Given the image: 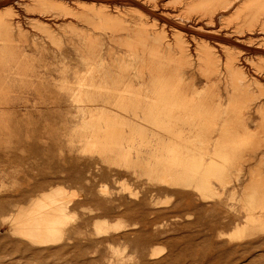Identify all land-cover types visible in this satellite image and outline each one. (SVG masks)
<instances>
[{
  "label": "rangeland",
  "instance_id": "374dc122",
  "mask_svg": "<svg viewBox=\"0 0 264 264\" xmlns=\"http://www.w3.org/2000/svg\"><path fill=\"white\" fill-rule=\"evenodd\" d=\"M35 1L0 0V15L2 14L0 16V120L8 119L9 134L11 135L4 137L0 134V174H2L0 175V219L1 216L13 212L20 205L26 204L33 196L45 190L52 181L54 184H63L69 191L76 192V196L72 201L75 218L67 223L66 228L67 230L74 227L78 228L81 235L76 238L78 243H75L74 246L64 243L62 246L67 247L66 250L63 247V249L57 248L46 252L27 251L23 255L21 249L7 240L0 230V247L2 248H0V264H64V262L65 264H73L72 262L75 260L74 264H236L237 262V264H263L264 228H257L256 224L249 223L250 235L241 239H233L230 232L236 224L247 225L249 218H258L256 212L264 211V207H260L264 206V204L261 205V202L258 205L257 202L252 204L255 199L251 195L249 186L250 184L255 188L258 187L256 191L261 187L264 188V65H261L264 64V53H261L264 52V49H262L264 48V29H262L264 27V0H227L228 3L224 0L223 2L227 5L230 3L229 8L224 11H219V5H216L215 2V4H212L201 0H159V5L158 0L155 2H152L154 0H147L144 5L148 9L149 4H156V15H149L150 17H145V11L138 5L119 1L114 3L118 5L117 9L128 11L124 18L114 19L115 25L111 23L112 26L109 25L111 28L107 25L112 21L106 20L104 17L101 18V20H104L101 24L99 23L101 21L100 17H93L95 14L55 16V14L62 13L61 9L57 10L55 7L53 9V7L50 8V6L45 5L47 9L45 12L44 6H41L42 1ZM56 1H66L70 3L69 5L73 9L76 7L71 4L74 3V0ZM164 1L168 4L167 8L162 5H167ZM185 3L187 4L184 5ZM33 5L39 7L37 10H43L45 13L42 14L43 18L37 14H31ZM204 5L208 6L209 12ZM171 6L173 7L171 8ZM212 6L215 9L217 8L218 11L214 10ZM8 8L10 9L9 13H5L6 10H9ZM183 8L186 10L184 11ZM109 9L111 12H114V9L116 10L114 6ZM210 9L214 14L213 16ZM2 10L3 13H1ZM189 10L194 11L190 12ZM133 11L137 14H134ZM163 13H166L168 17L164 16ZM199 13L202 14V17ZM139 14L141 16L143 14V16L140 17ZM169 14L171 16L174 14V16L171 17ZM185 14L186 16H183ZM196 14L199 15V18ZM26 15L28 18L42 19L46 24L37 23L35 20H27L25 19ZM207 16H210L211 19ZM51 17L55 18L52 19ZM95 18H98V21H95ZM155 18L157 21H155ZM207 19H210V21ZM150 22L153 24L151 25ZM173 22L174 25L182 27L183 30L186 29L183 31L185 32L184 35H182L184 45L187 46V50L184 52L172 46L168 48L163 41L156 40L155 33L151 32L154 28L158 31L162 27L167 36L166 40L171 42L172 35L168 28H170L169 25H173ZM207 22H210L208 26ZM198 26H200V29H198ZM201 29L204 31H201ZM211 29L215 32H211ZM191 30L193 31L191 32ZM230 32L235 35L232 33L229 35ZM188 33L190 37H188ZM243 33H245V36ZM204 34L206 37H204ZM195 38L204 43L205 48L208 49L207 51L210 50L209 52H211L213 58H211V61L207 56L205 57V52L195 50L193 40ZM248 43L251 45H248ZM238 44H243V47ZM262 45L263 47H261ZM224 48L226 49L224 50ZM241 48L244 50H241ZM238 50L240 52H237ZM244 56L247 57L244 58ZM230 57H234L233 60L232 58L230 60ZM260 57L261 59H259ZM213 60L215 63H211ZM227 60L228 62H226ZM231 61L238 64L237 72L231 69L232 67L229 64ZM250 61L253 65L249 63ZM259 66L261 67L258 69ZM240 67L242 71L239 69ZM91 68L92 70L96 69L93 70L92 75L95 83L103 85L101 78L108 77L106 78L108 80L106 86L109 90L105 91L106 89L103 90L100 86V93L102 94H97V91H94L92 97H94L95 102L72 101L70 95L71 91L76 89L77 78ZM251 69L256 73L254 74ZM164 76H170L172 82L178 85V96H175L177 102L185 103L190 100H198L197 102L202 104V107L197 110L204 113L207 120L211 116H215L219 121L221 120L220 122L217 121L216 125L210 124L201 127L204 133L203 144L200 148L203 149L204 154L211 155L215 144L223 147L229 145L224 139L225 129L233 131L237 135H246V138L230 143L233 151L231 156H227L228 162H223L224 168L216 171H206L205 175H208L213 191L211 194L200 192L193 183L188 186L177 185L176 188L170 189L164 186L165 189L159 187L162 183L154 181L152 177L163 168L170 165L174 167L175 163L169 162V158L174 159L176 156L167 151L171 148L169 142H184L187 140L184 137L192 130L190 125L185 122L169 126L162 125L153 109H150V105L156 101V92L153 88L156 86L157 80L162 79ZM86 79L88 81V78ZM193 89H199L198 97L193 93L194 91L192 92ZM89 92L87 93L89 94ZM100 103L102 104L101 107L104 108L97 107L100 106ZM109 109L111 110L109 111ZM114 110L115 112H113ZM82 112L84 115L86 113L85 116L100 117L102 121H105L94 122L93 124L94 126L103 127L95 130V133L99 136L98 141L102 145L91 149L92 151H99V148L100 151L105 152L101 156L96 153L80 151L82 149H80L81 146L78 143L83 141L81 136L86 133V131L79 128L82 124ZM124 116L126 117L124 118ZM130 118L132 119L130 120ZM137 123L138 125H135ZM15 126L19 128L18 132L15 131ZM105 127L107 128L105 129ZM117 130L118 132H116ZM72 131H74V134ZM10 132L17 137H13ZM120 132L124 133V138L113 139L110 137V135ZM171 133L182 135L184 133L185 136L183 135L182 138H180L181 136L171 137ZM145 135L147 136L145 137ZM140 136L143 142L140 140ZM217 136L218 139L216 140ZM6 141H11V144L9 143V147L3 150L5 146L3 144ZM38 141L40 142L38 143ZM26 144L30 148H26L28 147ZM37 145L38 148H36ZM50 146L52 150L49 149ZM37 149L40 151L39 153ZM109 149L113 152H109ZM142 149L146 152H143ZM18 154L25 158L18 157ZM47 157H49V161ZM58 157H60V162ZM75 157H77V161ZM43 158L44 160H42ZM65 158L70 160L69 163ZM203 158L205 163L210 161L207 155H203ZM92 159L94 160L90 161ZM100 159H109L110 161L104 163ZM96 160L98 163L95 162ZM23 161L26 165L28 163V167L23 165ZM149 162L150 166H148ZM61 163H63V166H61ZM74 164H76V167H74ZM29 165L32 168H29ZM67 166L70 168L64 169ZM92 166L93 168L97 166L98 170L97 168L93 169ZM58 168L61 170L59 171ZM146 168L148 169L146 170ZM51 173L52 176H50ZM67 174L68 177H66ZM213 174L215 176H211ZM104 185L106 193H103L101 189ZM26 190L29 192H26ZM135 190L136 192H134ZM173 191L175 194L180 193V195L176 197L175 194H172ZM122 195L127 196L126 199ZM179 196L181 199H179ZM260 196L264 198L263 195ZM142 197L144 200L141 199ZM262 197L260 198L262 199ZM260 198L259 200H261ZM125 208L128 209L125 210ZM96 217H105L110 222L119 221L122 227L118 231L111 232L108 237L97 240L90 234L92 232L90 223ZM108 243L111 244L113 249H110ZM82 246L84 247L82 248ZM123 247H125V250ZM158 248L162 249L160 256L154 259L151 258L152 252L150 251ZM219 250L220 252H218ZM16 251L17 253H15ZM18 251L22 253L20 252L19 255ZM48 253L54 254L53 257ZM30 255L31 257H29ZM46 255L47 257H45ZM245 255L247 256L245 257ZM152 260L154 262H150ZM90 261L91 263H89Z\"/></svg>",
  "mask_w": 264,
  "mask_h": 264
},
{
  "label": "bare ground",
  "instance_id": "6f19581e",
  "mask_svg": "<svg viewBox=\"0 0 264 264\" xmlns=\"http://www.w3.org/2000/svg\"><path fill=\"white\" fill-rule=\"evenodd\" d=\"M38 0H36L35 2H37ZM40 2H41V6H44V8H45V5H47L48 7L50 6V8L51 7H53V9H54V7H55V9H57V10H59V9H61V11H62V13L61 14H59V15H56L55 14V16H65V15H74V14H95L93 17H100V20H101V18L103 19V17L107 20V19H109V21H112V22H105V23H107L108 25H107V27H110L111 28V23L112 24H114L115 25V20H116V18H119V17H122V18H124V16L127 14V11H126V9L125 10H123V11H121V10H119V9H117V7H118V5L117 4H114L115 2L117 3V2H119V1H125L126 3H134V4H136V5H138L139 7H141L144 11H145V17L146 16H148V17H150L151 15H153V16H155L156 15V12H155V9H156V4L155 3H153V4H149V9L147 8V7H145V3L147 2V0H74L73 2L74 3H71V4H73V5H75L76 7H74V9L72 8V6H70L69 4L70 3H68V2H61V1H56V0H39ZM156 0H154V1H152V2H155ZM195 1V0H194ZM201 1H207V2H210V3H216V5H219L218 6V8H219V11H224V10H226L227 8H229V4L227 5L226 3H224L223 1L224 0H201ZM227 3H228V1L227 0H225ZM158 2H159V5H160V1L158 0ZM165 2V1H164ZM185 2V1H184ZM198 2V1H197ZM157 3V2H156ZM163 3V2H162ZM161 3V4H162ZM166 4H167V2H165ZM174 3H175V1H174ZM173 3V4H174ZM183 3V2H182ZM193 3V2H192ZM214 3V4H215ZM219 3V4H218ZM240 3H241V1H240ZM30 4V3H29ZM34 4H37V3H34ZM187 3H185L184 5H186ZM205 4V3H204ZM147 5V4H146ZM157 5H158V3H157ZM162 5H164V6H166V8H167V6H168V4L167 5H165V4H162ZM172 5V4H171ZM203 5V4H202ZM208 5H209V3H208ZM7 6V5H6ZM29 6V5H28ZM113 7L114 6V8H116V10L114 9V12H111L110 11V9L109 8H111V7ZM131 6V5H130ZM174 6V5H173ZM173 6H171V8L173 7ZM189 6H191V5H189ZM193 6V5H192ZM204 6H206V5H204ZM214 6V5H213ZM212 6V7H213ZM12 7V6H11ZM24 7V6H23ZM33 7V10H31L32 12H31V14H37L39 17H41V18H43V15L45 14L44 12H43V10H37L39 7L36 5V6H32ZM138 7V8H139ZM159 7V6H158ZM163 7V6H162ZM170 7V6H169ZM200 7H201V5H200ZM207 8H208V6H206ZM209 7H211V6H209ZM232 7H234V6H232ZM255 7V6H254ZM7 8V7H6ZM160 8V7H159ZM164 8V7H163ZM188 8V7H187ZM202 8V7H201ZM9 9V8H8ZM49 9V8H48ZM131 9V8H130ZM133 9H135V8H133ZM132 9V10H133ZM170 9V8H169ZM184 9V8H183ZM191 9V8H190ZM204 9V8H203ZM212 9V8H211ZM211 9H210V12H211ZM213 9L214 10H217V8L215 9L214 7H213ZM213 9H212V11H213ZM5 10V9H4ZM23 10V9H22ZM27 10V9H26ZM37 10V11H36ZM46 8H45V12H46ZM50 10V9H49ZM52 10V9H51ZM56 10V13L58 12ZM77 10H79L78 12H77ZM137 10V9H136ZM136 10H134V11H136ZM166 10V9H165ZM186 9H184V11H185ZM205 10H206V8H205ZM209 10V8L207 9V11ZM234 10H236L235 8H234ZM9 11H10V9L7 11H5V13L6 12H8L9 13ZM54 11V10H53ZM133 11V12H134ZM162 11V10H161ZM171 11V10H170ZM181 11H182V9H181ZM190 12L192 11H194V10H189ZM188 11V12H189ZM218 11V10H217ZM12 12H13V10H12ZM25 12V11H24ZM28 12H29V10H28ZM35 12H38V13H35ZM48 12V11H47ZM51 12V11H50ZM55 12V11H54ZM54 12H53V15H54ZM129 12H131V11H129ZM137 12V11H136ZM169 12V11H168ZM176 12H177V10H176ZM195 12H196V10H195ZM209 12V11H208ZM207 12V13H208ZM264 12V11H263ZM1 13H3V10H2V12ZM7 13V14H8ZM52 13V12H51ZM141 13V12H140ZM148 13V14H147ZM162 13V12H161ZM177 13H179V12H177ZM205 13V12H204ZM212 13V12H211ZM213 13H214V11H213ZM212 13V16L215 14H213ZM220 13V12H219ZM27 15H28V13H26ZM43 14V15H42ZM129 14V13H128ZM132 14V13H131ZM134 14H137V13H135L134 12ZM159 14V13H158ZM164 14V13H163ZM182 14V13H181ZM188 14V13H187ZM192 14V13H191ZM201 13H199V15H200ZM263 14V13H262ZM2 15V14H1ZM0 15V16H1ZM5 15V14H4ZM27 15H26V18L25 19H27V20H35L37 23H42V24H46V22L45 21H43L42 19V21L39 19V18H32V17H27ZM92 15H90V16H92ZM140 15V17H142L143 16V14H142V16H141V14H139ZM138 15V16H139ZM150 15V16H149ZM161 15V14H160ZM166 15V13L164 14V16ZM170 15V14H169ZM197 15V14H196ZM199 15H197V17L199 18ZM205 15H207V14H205ZM210 15V14H209ZM10 16V15H9ZM23 16V15H22ZM167 16V15H166ZM171 16V15H170ZM169 16V17H170ZM172 16H174V14H172ZM171 16V17H172ZM179 16H180V14H179ZM183 16H186V14L185 15H183ZM201 17H202V14L200 15ZM211 16V15H210ZM210 16H207V17H209L210 18ZM211 16V17H212ZM220 16V15H219ZM86 17V16H85ZM92 17V18H93ZM157 17V16H156ZM161 17H163V16H161ZM168 17V16H167ZM166 17V18H167ZM176 18H177V15L175 16ZM196 17V16H195ZM52 18V17H51ZM55 18V17H54ZM54 18H52V19H54ZM90 18V17H89ZM98 18H95V21L98 19ZM165 18V19H166ZM182 18H184V17H182ZM188 18V17H187ZM190 18V17H189ZM204 19H205V17H203ZM115 19V20H114ZM151 19V18H150ZM154 19V18H153ZM156 19V18H155ZM211 19V18H210ZM210 19H207L208 21H210ZM218 19H220V18H218ZM47 20V19H46ZM51 20V19H50ZM99 20V21H100ZM114 20V21H113ZM120 20V19H119ZM152 20V19H151ZM164 20V19H163ZM175 20V19H174ZM177 20V19H176ZM180 20H182V19H180ZM184 20H185V18H184ZM199 20V19H198ZM201 20H202V18H201ZM206 20V19H205ZM1 21V20H0ZM19 21V20H18ZM98 21V20H97ZM104 22V20H101L99 23H101V24H103V22ZM121 21V20H120ZM154 21V20H153ZM155 21H157V19L155 20ZM166 21V20H165ZM186 21V20H185ZM192 21V20H191ZM195 21V20H194ZM197 21V20H196ZM212 21V20H211ZM171 22V21H170ZM200 22V21H199ZM203 22H204V20H203ZM96 23V22H95ZM98 23V22H97ZM96 23V24H97ZM117 23V22H116ZM156 23V22H155ZM181 24H183L182 22H180ZM186 23V22H185ZM194 23H196V22H194ZM197 23H198V21H197ZM210 22H207V26H208V24H209ZM54 24V23H53ZM118 24V23H117ZM150 24H151V22H150ZM153 24V23H152ZM151 24V25H152ZM164 24V23H163ZM162 24V25H163ZM166 24V23H165ZM188 24V23H187ZM190 24V23H189ZM109 25H111V26H109ZM149 25V24H148ZM161 25V24H160ZM200 25H201V23H200ZM205 25H206V23H205ZM247 25V24H246ZM257 25V24H256ZM56 26V25H55ZM98 26V25H97ZM119 26V25H118ZM145 26V25H144ZM150 26V25H149ZM156 26V25H155ZM165 26V25H164ZM163 26V27H164ZM170 26V28H168L169 30H170V33H171V35H172V41L171 42H168L166 39H167V36H166V34H165V31H164V29L161 27L158 31H156V29L154 28V30L152 29L151 30V32L152 33H155V39L157 40V39H160V41L162 42H164L167 46H168V48H170V46H172V47H175V48H178L179 50H183V52L185 51V50H187V46L185 47V45H184V37H182V35H184V33L185 32H183V31H185V30H183V28L182 27H179V26H177L176 24L174 25V22H173V25H169ZM168 26V27H169ZM184 26V25H183ZM210 26V25H209ZM254 26V25H253ZM259 26V25H258ZM261 26V25H260ZM259 26V27H260ZM264 26V25H263ZM18 27V26H17ZM93 27V26H92ZM115 27V26H114ZM188 27H190V25H188ZM192 27V26H191ZM195 27H196V25H195ZM202 27V26H201ZM206 27V26H205ZM258 27V28H259ZM262 27V26H261ZM151 28H153V27H151ZM150 28V29H151ZM187 28V27H186ZM167 29V30H168ZM195 29V28H194ZM198 29H200V26H198ZM206 29V28H205ZM238 29H240V28H238ZM262 29H264V27L262 28ZM148 30V29H147ZM208 30V29H207ZM212 30V29H211ZM150 31V30H149ZM193 30H191V32H192ZM198 31V30H197ZM201 31H204V30H202L201 29ZM200 31V32H201ZM206 31V30H205ZM210 31V30H209ZM236 32H237V30H235ZM234 31V32H235ZM260 31V30H259ZM263 31V30H262ZM113 32H114V28H113ZM190 32V33H191ZM211 32H215L214 30H212ZM218 32V31H217ZM220 32V31H219ZM235 32V33H236ZM240 32H242V31H240ZM243 32H245L244 30H243ZM234 34L233 32H230V33H228L229 35L230 34ZM237 33H239V32H237ZM236 33V34H237ZM248 33V32H247ZM252 33V32H251ZM189 34V33H188ZM217 34V33H216ZM226 34V33H225ZM242 34V33H241ZM245 33H243V35H244ZM153 35V34H152ZM186 35V34H185ZM193 35H194V33H193ZM198 35V34H197ZM196 35V36H197ZM201 36H202V34H200ZM218 35V34H217ZM227 35V34H226ZM226 35H224V36H226ZM228 35V36H229ZM235 35V34H234ZM238 35V34H237ZM150 36V35H149ZM192 36V35H191ZM212 36V35H211ZM220 36V35H219ZM245 36V35H244ZM188 37H190V34H189V36ZM200 37V36H199ZM204 37H206L205 36V34H204ZM210 37V36H209ZM212 37H214V36H212ZM212 37H211V39H212ZM216 37V36H215ZM237 37V36H236ZM187 38V37H186ZM197 38V37H196ZM196 38L195 39H193L194 40V42H195V50L196 51H202V52H205V57L207 56V58L208 59H210V61H211V58H212V55H211V52H209V51H207L208 49L207 48H205L206 46L204 45V43L203 42H201L200 40H196ZM200 38H202V37H200ZM220 38V37H219ZM218 38V39H219ZM224 38V37H223ZM242 38V37H241ZM188 39V38H187ZM225 39V38H224ZM228 39V38H227ZM239 39V38H238ZM243 39V38H242ZM246 39V38H245ZM260 39V38H259ZM152 40V39H151ZM186 40V39H185ZM189 40V39H188ZM232 40V39H231ZM244 40V39H243ZM242 40V41H243ZM207 41H208V39H207ZM263 41V40H262ZM153 42V41H152ZM155 42V41H154ZM159 42V41H158ZM205 42V41H204ZM210 42H212V41H210ZM224 42V41H223ZM264 42V41H263ZM237 43V42H236ZM241 43V42H240ZM133 44V43H132ZM141 44V43H140ZM161 44V43H160ZM185 44H186V42H185ZM191 44V43H190ZM194 44V43H193ZM228 44V43H227ZM246 44V43H245ZM250 43H248V45H249ZM126 45V44H125ZM162 45V44H161ZM187 45V44H186ZM240 47L243 45H241V44H238ZM251 45V44H250ZM165 46V45H164ZM208 46V45H207ZM211 46V45H210ZM237 46V45H236ZM235 46V47H236ZM246 46V45H245ZM244 46V47H245ZM257 46V45H256ZM129 47V46H128ZM162 47V46H161ZM171 47V48H172ZM221 47H222V45H221ZM225 47V46H224ZM238 47V46H237ZM243 47V46H242ZM247 47V46H246ZM245 47V48H246ZM259 47V46H258ZM261 47H263V45L261 46ZM148 48V47H147ZM157 48V47H156ZM163 48V47H162ZM165 48H167V47H165ZM208 48H210V47H208ZM229 48H231V47H229ZM247 48H249V47H247ZM139 49V48H138ZM158 49V48H157ZM210 49H213V48H210ZM226 48H224V50H225ZM240 49V48H239ZM243 48H241V50H242ZM251 49V48H250ZM253 49V48H252ZM262 49H264V48H262ZM168 50V49H167ZM222 50V49H221ZM244 50V49H243ZM247 50H249V49H247ZM256 50V49H255ZM138 51V50H137ZM230 51V50H229ZM259 51V50H258ZM257 51V52H258ZM135 52V51H134ZM214 52V51H213ZM212 52V53H213ZM224 52V51H223ZM227 52V51H226ZM235 52V51H234ZM237 52H240L239 50L237 51ZM260 52V51H259ZM132 53V52H131ZM182 53V52H181ZM195 53H197V52H195ZM228 53V52H227ZM231 53H232V51H231ZM253 53V52H252ZM261 53H264V52H261ZM135 54V53H134ZM161 54V53H160ZM226 54V53H225ZM230 54V53H229ZM235 54H236V52H235ZM240 55L242 54V52L241 53H239ZM249 54V53H248ZM256 54V53H255ZM136 55V54H135ZM198 55V54H197ZM201 55V54H200ZM236 55H238V54H236ZM236 55H235V57H236ZM246 55V54H245ZM151 56V55H150ZM217 56V55H216ZM230 56H231V54H230ZM233 56H234V53H233ZM248 56V55H247ZM247 56H244V58H246ZM141 57V56H140ZM202 57V56H201ZM228 57V56H227ZM239 57V56H238ZM238 57H237V59H238ZM243 57V56H242ZM241 57V58H242ZM262 57V56H261ZM261 57L259 58V59H261ZM231 58L232 57H230V60H231ZM234 58V57H233ZM233 58H232V60H233ZM263 58V57H262ZM133 59V58H132ZM158 59V58H157ZM202 59H203V57H202ZM205 59V58H204ZM213 59V58H212ZM225 59V58H224ZM257 59V58H256ZM226 60V59H225ZM248 60V59H247ZM246 60V61H247ZM203 61H205V60H203ZM216 61V60H215ZM219 61V60H218ZM241 61V60H240ZM243 61V60H242ZM244 61H245V59H244ZM225 62V61H224ZM226 62H228V60L226 61ZM225 62V63H226ZM248 62V61H247ZM84 63H85V60H84ZM210 63V62H209ZM211 63H215L214 62V60H213V62H211ZM210 63V64H211ZM237 63V62H236ZM241 63V62H240ZM245 63V62H244ZM250 64H252V62L250 61L249 62ZM224 64V63H223ZM229 64H230V66L232 67H230L231 69H233V70H236V72L238 71V64H235V62H229ZM228 64V65H229ZM246 64V63H245ZM86 65V64H85ZM227 65V66H228ZM249 65V64H248ZM253 65V64H252ZM261 65H264V64H261ZM86 66H88V65H86ZM227 66H225V67H227ZM243 66V65H242ZM251 66V65H250ZM261 66H259L258 67V69L260 68ZM248 68H249V66H248ZM255 68V67H254ZM101 69V68H100ZM226 69V68H225ZM240 70H241V67L239 68ZM243 69V68H242ZM93 70H96L95 68L93 69ZM93 70H92V68L91 69H87L85 72H83L82 74H81V76L80 77H78L77 78V85H76V89L75 90H73V91H71L72 93H71V95H70V98H71V100L72 101H74V102H83L84 100V102H86V101H88V102H95V99H94V97H92V94L94 93V91H97V94H102V93H100V91H101V89H100V86H101V88L103 89V90H105V91H108L109 90V88H108V86H106L107 84H108V80L106 79V78H108V77H106V78H104V77H102V76H100V77H102L101 78V83H103V85H100V84H97V83H95V81H94V79H93ZM227 70V69H226ZM230 70V69H229ZM232 70V71H233ZM239 70V71H240ZM252 70V69H251ZM242 71V70H241ZM253 71V70H252ZM257 71V70H256ZM218 72V71H217ZM227 72V71H226ZM235 72V73H236ZM254 72V74L256 73L255 71H253ZM258 72V71H257ZM81 73V72H80ZM80 73H79V75H80ZM99 73H100V71H99ZM102 73V72H101ZM262 73V72H261ZM239 74H240V72H239ZM238 74V75H239ZM250 74V73H249ZM102 75V74H101ZM226 75V74H225ZM263 75V74H262ZM218 76V75H217ZM224 76V75H223ZM241 76V75H240ZM257 76H258V74H257ZM264 76V75H263ZM179 77V76H178ZM260 77V76H259ZM76 78V77H75ZM86 78H88V81H87V79ZM241 78V77H240ZM245 78H247L246 76H245ZM255 79V78H254ZM111 80V79H110ZM229 80V79H228ZM138 81V80H137ZM136 81V82H137ZM177 81V80H176ZM232 81V80H231ZM250 81H252V80H250ZM254 81V80H253ZM261 81V80H260ZM263 81V80H262ZM247 82H248V80H247ZM150 83V82H149ZM236 83V82H235ZM66 87V86H65ZM177 88H178V85L177 84H174L173 82H172V80H171V77L170 76H164L162 79H159V80H157V84H156V86L153 88L154 89V91L156 92V101H154V103H152L151 105H150V109L152 110L153 109V111H154V113H155V115L156 116H158V119H159V121H160V123L162 124V125H167V126H169V125H175V124H178V123H183V122H185V123H188L189 125H190V128L192 129L186 136L184 135V133H183V135L185 136L184 138H186L187 140H185L184 142H180V143H175V142H169V146H171V148L170 149H168L167 151L168 152H170V153H173L176 157L174 158V159H172V158H169V162H174L175 163V165H174V167H172L171 165L170 166H168V167H166V168H163V169H159L160 171H159V173L158 174H154V176H152L153 177V179H154V181H156V182H158V183H162V185L161 186H159V187H167V189L169 188H176V186L177 185H183V186H188V185H190L191 183H193V184H195L194 186L200 191V192H202V193H205V194H211V193H213V191L211 190V185H210V182H209V180H208V178L209 177H207L208 175H205V173H206V171L207 172H209V171H216V170H219V169H221V168H224V165H222L223 164V162H228V158H227V156H231V153H232V151H233V148H232V146H231V142H234V141H236V140H240V139H244V138H246V135H243V136H241V135H237L235 132H231L230 130H226L225 129V132H224V134H225V136H224V139H225V142H228L229 143V147L228 146H219V145H216L215 144V148H214V151H213V153L210 155V154H208V153H205L204 154V152L202 151L203 149H201L200 147H201V145L203 144V141H202V138H203V131L201 130V127H205V126H209L210 124H212V125H216V123H217V121H219V119H217L215 116H211L208 120L206 119L207 117L204 115V113H200L197 109H199L200 107H202V104H200L199 102H197V101H195V100H190V101H188V102H177L176 101V95L178 94V90H177ZM69 90V89H68ZM90 91V92H89ZM194 91V92H193ZM70 92V91H69ZM87 92H89V94L87 93ZM147 92V91H146ZM192 92L196 95V97H198L199 95V89H193L192 90ZM202 93V92H201ZM10 95V94H9ZM96 95V94H95ZM136 96V95H135ZM178 96V95H177ZM14 97V96H13ZM60 97V96H59ZM106 97V96H105ZM193 97V96H192ZM141 98V97H140ZM194 98V97H193ZM16 99V98H15ZM179 99V98H178ZM108 101V100H107ZM13 102V101H12ZM52 102V101H51ZM50 102V103H51ZM73 102V103H74ZM120 102V101H119ZM102 103V102H101ZM100 103V106H97V107H100V109L101 108H104V107H101V104ZM92 104V103H91ZM91 104H89V105H91ZM105 104H106V102L104 103V106H105ZM111 104V103H110ZM85 105H88V104H85ZM97 105V104H96ZM130 105H132V104H130ZM52 106V105H51ZM70 106V105H69ZM76 106H78V105H76ZM134 106V105H133ZM4 107V106H3ZM53 107V106H52ZM72 107V106H71ZM82 107H83V105H82ZM85 107V106H84ZM92 107H94V106H92ZM91 107V108H92ZM216 107V106H215ZM1 108H2V106H1ZM78 108V107H77ZM109 108V107H108ZM108 108H106V109H108ZM88 109H89V106H88ZM132 109V108H131ZM71 110H72V108H71ZM111 109H109V111H110ZM69 111V110H68ZM88 111V110H87ZM117 111V110H116ZM84 112V111H83ZM83 112H82V114H83ZM95 112V111H94ZM113 112H115V110L113 111ZM134 112V111H133ZM98 113V112H97ZM106 113V112H105ZM118 113V112H117ZM122 113V112H121ZM73 114V113H72ZM107 114V113H106ZM67 115H68V113H67ZM85 115H86V113H85ZM84 114H83V116H82V118H81V116H80V118H81V122H82V124H81V126L79 127V128H81L83 131H86V133H84V134H82V136H81V138L83 139V141H81V142H79L78 143V145L79 146H81V148L80 149H82V150H80L81 152H90V153H96L98 156H101V155H103V153H105V152H103V151H100V149L98 148V150L99 151H92L91 149L93 148V147H97V146H100V145H102V143L101 142H99L98 141V138H99V136L95 133V130H99V129H102L103 127L102 126H94L93 124H94V122H98V123H100V122H105L104 120L102 121V118H100V117H98V118H92V116H90V115H88V116H85ZM124 115H126V114H124ZM150 115V114H149ZM25 116V115H24ZM120 116H122V114H120ZM68 117V116H67ZM66 117V118H67ZM126 116H124V118H125ZM130 117V116H129ZM140 117V116H139ZM132 118H130V120H131ZM70 120V119H69ZM106 120V119H105ZM117 121V120H116ZM127 121V120H126ZM136 121H138V120H136ZM221 121V120H220ZM219 121V122H220ZM133 122V121H132ZM78 123V122H77ZM125 123H127V122H125ZM157 123V122H156ZM8 119H5V120H0V134H1V136H7V135H10L9 134V128H8ZM73 124V123H72ZM115 124V123H114ZM118 124V123H117ZM128 124H129V122H128ZM135 125H138V123L137 124H135ZM219 125V124H218ZM114 126V125H113ZM115 126H116V124H115ZM124 126V125H123ZM140 126V125H139ZM177 126V125H176ZM72 127V126H71ZM76 127V126H75ZM102 127V128H101ZM122 127V126H121ZM142 127H144L143 125H142ZM178 127V126H177ZM7 128H8V130H7ZM15 128V131L16 132H18V127L17 126H15L14 127ZM66 128V127H65ZM107 127H105V129H106ZM124 128V127H123ZM127 128H129V127H127ZM134 128V127H133ZM152 128V127H151ZM6 129V130H5ZM73 129V128H72ZM115 129V128H114ZM147 129V128H146ZM149 129V128H148ZM180 129H182V128H180ZM74 130V129H73ZM125 130V129H124ZM131 130V129H130ZM176 130V129H175ZM184 130H185V128H184ZM63 131H64V129H63ZM121 131V130H120ZM152 131H153V129H152ZM73 132V134H74V131H72ZM101 132V131H100ZM116 132H118V130L116 131ZM145 132V131H144ZM148 132V131H147ZM10 133H12V132H10ZM70 133V132H69ZM103 133H104V131H103ZM111 133H112V131H111ZM13 134V133H12ZM61 134H62V132H61ZM68 134V133H67ZM77 134V133H76ZM100 134V133H99ZM144 134V133H143ZM51 135V134H50ZM70 135V134H69ZM107 135H109V134H107ZM149 135V134H148ZM162 135V134H161ZM183 135L182 134H174V133H171V137L172 136H174V137H178V136H181L180 138H182L183 137ZM11 136V135H10ZM13 137H17L15 134H13L12 135ZM76 136V135H75ZM131 136H132V134H131ZM147 135H145V137H146ZM32 137V136H31ZM52 137H53V135H52ZM74 137V136H73ZM77 137V136H76ZM110 137L111 138H113V139H122V138H124L125 137V135H124V133L123 132H120V133H115V134H112V135H110ZM143 137V136H142ZM55 138H57V137H55ZM128 138V137H127ZM162 138H163V136H162ZM165 138V137H164ZM169 138V137H168ZM179 138V139H180ZM81 139V140H82ZM103 139H104V137H103ZM132 139H133V137H132ZM134 139H135V137H134ZM150 139V138H149ZM156 139V138H155ZM218 139V136L216 137V140ZM71 140H72V137H71ZM137 140V139H136ZM140 140H141V136H140ZM145 140V139H144ZM50 141H51V139H50ZM52 141H54V140H52ZM56 141H57V139H56ZM61 141V140H60ZM142 141V140H141ZM149 141V140H148ZM174 141V140H173ZM40 141H38V143H39ZM130 142V141H129ZM143 142V141H142ZM150 142V141H149ZM178 142V141H177ZM9 143L11 144V141L9 142V141H6L4 144H3V146H4V148H3V150H6L7 149V147H9ZM30 143V142H29ZM38 143H35V144H38ZM48 144H50V143H48ZM127 144V143H126ZM129 144H133V143H129ZM28 147H26V148H30L29 147V145L28 144H26ZM26 145H24V146H26ZM39 145V144H38ZM37 145V147L36 148H38L39 146ZM51 146H52V144H50ZM67 145V144H66ZM121 145V144H120ZM135 145V144H134ZM134 145H132V146H134ZM136 145H138V144H136ZM35 146V145H34ZM51 146H50V148L49 149H51L52 150V148H51ZM71 146H72V144H71ZM32 147V146H31ZM52 147H55V146H52ZM60 147V146H59ZM138 147V146H137ZM145 147V146H144ZM34 148V147H33ZM152 148V147H151ZM169 148V147H168ZM35 149V148H34ZM59 149V148H58ZM57 149V150H58ZM65 149V148H64ZM64 149H61V150H64ZM139 149V151L141 150L140 149V147L138 148ZM41 150H43V149H41ZM46 151H47V148L45 149ZM61 150H59V151H61ZM143 150V149H142ZM213 150V149H212ZM35 151V150H34ZM37 151H38V153L40 152L38 149H37ZM68 151V150H67ZM135 151H137V150H135ZM12 153H13V151H11ZM49 152H51V151H49ZM48 152V153H49ZM109 152H113L111 149H109ZM143 152H146V151H144L143 150ZM151 152V151H150ZM36 153V152H35ZM61 153H63V152H61ZM133 153V152H132ZM11 154V153H10ZM15 154V153H14ZM37 154V153H36ZM64 154V153H63ZM62 154V155H63ZM68 154V153H67ZM142 154V153H141ZM13 155V154H12ZM19 155V154H18ZM32 155V154H31ZM41 155V154H40ZM48 155V154H47ZM53 155V154H52ZM143 155V154H142ZM164 155H166V154H164ZM203 155H207L208 157H209V162H206L205 163V161H204V158H203ZM34 156V155H33ZM37 156H39V155H37ZM45 156H46V154H45ZM66 156V155H65ZM4 157V156H3ZM18 157H21L20 155L18 156ZM61 157V156H60ZM60 157H58V161H59V158ZM68 158L70 157V156H67ZM77 157H79V156H77ZM77 157H75V160L77 161ZM112 157V156H111ZM14 158H15V156H14ZM21 158H25L24 156L23 157H21ZM41 158V157H40ZM48 158L49 157H47V160H48ZM52 158V157H51ZM50 158V159H51ZM71 158H72V156H71ZM16 159H17V157H16ZM46 159V158H45ZM65 159H67V158H65ZM79 159V158H78ZM137 159H138V157H137ZM139 159H141V158H139ZM14 160V159H13ZM23 160V159H22ZM25 160V159H24ZM42 160H44V158L42 159ZM46 160V161H47ZM57 160V159H56ZM56 160H53V161H56ZM63 160V159H62ZM68 160V159H67ZM73 160V159H72ZM75 160H73V161H75ZM94 159H92V160H90V161H93ZM101 160V162H104V163H108L110 160L109 159H100ZM123 160V159H122ZM49 161V160H48ZM61 161V160H60ZM59 161V162H60ZM65 161V160H64ZM69 161L70 160H68V163H69ZM90 161H89V163H90ZM124 161H125V159H124ZM143 161V160H142ZM150 161V160H149ZM11 162V161H10ZM14 162V161H13ZM18 162H20L19 160H18ZM25 161H23V165H26L25 163H24ZM57 162V161H56ZM59 162H57V164H60ZM95 162H97L98 163V161L96 160ZM94 162V163H95ZM29 163H30V161H29ZM35 163H36V161H35ZM35 163H34V165H35ZM46 163H48V162H46ZM79 163V162H78ZM97 163H96V165H97ZM119 163V162H118ZM143 163H144V161H143ZM17 164V163H16ZM20 164H21V162H20ZM19 164V165H20ZM31 164V163H30ZM37 164H38V162H37ZM49 164H51L50 162H49ZM49 164H47V165H49ZM63 163H61V166H63L62 165ZM64 164H66V163H64ZM71 164H72V162H71ZM142 164V163H141ZM163 164V163H162ZM165 164V163H164ZM27 165H28V163H27ZM26 165V166H27ZM33 165V166H34ZM40 165V164H39ZM38 165V166H39ZM45 165V164H44ZM44 165H42V166H44ZM46 165V166H47ZM76 164H74V167H76L75 166ZM90 165V164H89ZM88 165V166H89ZM92 165H93V162H92ZM99 165V164H98ZM51 166V165H50ZM55 167H56V164L54 165ZM60 166V165H59ZM58 166V167H59ZM71 166V165H70ZM78 166V165H77ZM101 166V165H100ZM105 166V165H104ZM138 166V165H137ZM148 166H150V162H149V164H148ZM19 167H22V166H19ZM28 167V166H27ZM36 167V166H35ZM52 167V166H51ZM87 167V166H86ZM154 167V166H153ZM152 167V168H153ZM159 167V166H158ZM10 168V167H9ZM29 168H32L30 165H29ZM29 168H27V169H29ZM37 168H39V167H37ZM40 168H41V165H40ZM45 168V167H44ZM44 168H42V169H44ZM48 168H49V166H48ZM48 168H46V169H48ZM67 168H70L69 166H67L66 168H64V169H67ZM92 168H93V166H92ZM95 168H97V170H98V167L96 166H94V168L93 169H95ZM105 168V167H104ZM104 168H102V169H104ZM11 169V168H10ZM13 169V168H12ZM16 169V168H15ZM22 169V168H21ZM45 169V170H46ZM57 169V168H56ZM59 169V168H58ZM91 169V168H90ZM111 169V168H110ZM148 168H146V170H147ZM6 170V169H5ZM32 170V169H31ZM49 170V169H48ZM61 169H59V171H60ZM63 170V169H62ZM70 170V169H69ZM77 170V169H76ZM75 170V171H76ZM92 170V169H91ZM121 170V169H120ZM119 170V171H120ZM26 171V170H25ZM43 171V170H42ZM54 171H55V169H54ZM74 171V172H75ZM80 171V170H79ZM118 171V172H119ZM29 172V171H28ZM39 172V171H38ZM48 172V171H47ZM47 172H45V173H47ZM64 172H65V170H64ZM5 173V172H4ZM44 173V172H43ZM55 173V172H54ZM70 173V172H69ZM73 173V172H72ZM85 173V172H84ZM99 173H100V171H99ZM98 173V174H99ZM102 173V172H101ZM123 173V172H122ZM222 173V172H221ZM11 174V173H10ZM41 174V173H40ZM80 174V173H79ZM95 174V173H94ZM97 174V175H98ZM152 174V173H151ZM220 174V173H219ZM0 175H2V174H0ZM43 175V174H42ZM46 175V174H45ZM72 175V174H71ZM87 175V174H86ZM30 176H33V175H30ZM50 176H52V173H51V175ZM54 176H57V175H54ZM92 176H93V174H92ZM211 176H215V174H213V175H211ZM218 176V175H217ZM66 177H68V174H67V176ZM96 177V176H95ZM131 177V176H130ZM1 178H2V176H1ZM61 177L59 176V179H60ZM92 178V177H91ZM217 178V177H216ZM56 179V178H55ZM88 179V178H87ZM100 179V178H99ZM11 180V179H10ZM16 180V179H15ZM61 180V179H60ZM66 180H68V179H66ZM71 180V179H70ZM44 181V180H43ZM135 181V180H134ZM142 181V180H141ZM21 182V181H20ZM44 182H46V181H44ZM43 182V183H44ZM1 183V182H0ZM3 183H5V182H3ZM49 183V182H48ZM91 183V182H90ZM95 183H96V181H95ZM102 183V182H101ZM137 183V182H136ZM71 184V183H70ZM103 184V183H102ZM125 184V183H124ZM249 184V183H248ZM247 184V185H248ZM1 185V184H0ZM42 185V184H41ZM81 185V184H80ZM139 185V184H138ZM79 186V185H78ZM150 186V185H149ZM246 186V185H245ZM249 186H250V188H251V190H250V192H251V195L252 196H254V198L253 199H255V200H253L254 201V203L252 202V204H255L256 202H257V205L261 202V205L262 204H264V198L262 197V196H260L258 193H257V191H256V188H258V187H254L253 185L251 186L250 184H249ZM155 187V186H154ZM153 187V188H154ZM164 187V188H165ZM110 188H112V187H110ZM118 188V187H117ZM253 188V189H252ZM81 189V188H80ZM83 189H85V188H83ZM102 192L103 193H106L107 191H106V188H105V185L104 186H102ZM107 189H109V188H107ZM166 189V188H165ZM180 189H181V187H180ZM234 189V188H233ZM246 189V188H245ZM94 190V189H93ZM249 190V189H248ZM172 191V190H171ZM176 191V190H175ZM184 191V190H183ZM26 192H29V191H27L26 190ZM80 192V191H79ZM134 192H136V190L134 191ZM178 192H179V190H178ZM215 193V192H214ZM249 193V192H248ZM82 194V193H81ZM89 194V193H88ZM137 194H139V193H137ZM172 194H175L174 193V191H173V193ZM185 194V193H184ZM29 195V194H28ZM130 195H131V193H130ZM176 195V197H177V195H180V193L179 194H175ZM174 195V196H175ZM256 195V196H255ZM75 196H76V192L75 191H69V190H67L64 186H63V184H61V183H52V181L48 184V186L46 187V189L45 190H42V191H40L39 192V194L38 195H36V196H33L26 204L24 203V205H20L19 207H17L13 212H10V213H8L7 215H3V216H1V219H0V230L4 233L3 235L4 236H6V238H7V240H9L10 242H12L13 244H15L16 246H18L19 247V249H21V251L23 252V255L25 254V253H27V251H35V252H46V251H49V250H53V249H59V248H62L63 249V247L64 246H62L64 243L65 244H68V245H73L74 246V244L75 243H78V242H76V238L79 236V235H81V233H80V231L78 230V228H72V229H69V230H67V228H66V225H67V223L69 222V221H72L74 218H75V212L72 210V205H73V203H72V201H73V199L75 198ZM119 196H120V194H119ZM123 196V195H122ZM139 196V195H138ZM182 196V195H181ZM208 196V195H207ZM210 196V195H209ZM212 196V195H211ZM214 196V195H213ZM264 196V195H263ZM124 198L125 197H127V196H123ZM122 197V198H123ZM139 197H141V196H139ZM169 197V196H168ZM180 197V196H179ZM183 197V196H182ZM187 197V196H186ZM260 197H262V199L260 198ZM207 198V197H206ZM212 198V197H211ZM229 199H230V197H228ZM248 198V197H247ZM259 198L261 199V200H259ZM1 199H2V197H1ZM91 199V198H90ZM112 199H114V198H112ZM126 199V198H125ZM137 199V198H136ZM141 199H143V197L141 198ZM179 199H181V197L179 198ZM183 199V198H182ZM20 200V199H19ZM144 200V199H143ZM263 200V201H262ZM99 201V200H98ZM97 201V202H98ZM138 201V200H137ZM136 201V202H137ZM251 201V200H250ZM155 202H157V201H155ZM242 202V201H241ZM263 202V203H262ZM80 203V202H79ZM125 203H127V202H125ZM129 203V202H128ZM153 203V202H152ZM2 204V203H1ZM148 204V203H147ZM124 205V204H123ZM167 205V204H166ZM171 205V204H170ZM9 206V205H8ZM81 206V205H80ZM128 206H129V204H128ZM138 206V205H137ZM159 206V205H158ZM127 207V206H126ZM191 207V206H190ZM245 207V206H244ZM260 207H264V206H260ZM112 208V207H111ZM248 208V207H247ZM79 209V208H78ZM110 209V208H109ZM126 209H128V208H125V210ZM83 210V209H82ZM103 210V209H102ZM249 210V209H248ZM104 211V210H103ZM245 211H247L246 209H245ZM196 212V211H195ZM194 212V213H195ZM251 213V212H250ZM249 214V213H248ZM247 215V214H246ZM245 215V216H246ZM255 216V215H254ZM163 217V216H162ZM250 217V216H249ZM251 217H253L252 215H251ZM256 217H258L257 219L256 218H249L248 219V224L247 225H239V224H236L235 226H234V228L232 229V231L230 232V236L233 238V239H241L242 237H248L250 234H249V223H252V224H256V227L257 228H259V227H261L262 229L264 228V211L263 212H261V211H258V212H256ZM93 219V218H92ZM175 219V218H174ZM243 221H245V220H243ZM236 222V221H235ZM234 222V223H235ZM240 223V222H239ZM91 224V230H92V232L90 233L91 235H92V237H94L95 239H104V238H106V237H108V235L111 233V232H115V231H118L121 227H122V224L119 222V221H114V222H110V221H108L105 217H96V218H94L93 219V221H92V223H90ZM245 224V223H244ZM230 226V225H229ZM129 229V228H128ZM230 229V230H231ZM90 231V230H89ZM131 231V230H130ZM225 231V230H224ZM223 231V232H224ZM228 231V230H227ZM122 232H124V231H122ZM119 233V232H118ZM117 233V234H118ZM145 233V232H144ZM228 233V232H227ZM129 234V233H128ZM219 234V233H218ZM212 237V236H211ZM261 237H262V235H261ZM5 238V237H4ZM85 238V237H84ZM222 238V237H221ZM79 239V238H78ZM86 239V238H85ZM87 239H88V237H87ZM178 239V238H177ZM180 239V238H179ZM219 239V238H218ZM260 239V238H259ZM262 239V238H261ZM1 240V239H0ZM82 240V239H81ZM84 240V239H83ZM87 241V240H86ZM169 241V240H168ZM211 241H212V239H211ZM219 241V240H218ZM253 241V240H252ZM261 241V240H260ZM2 242H3V240H2ZM1 242V243H2ZM80 243V242H79ZM104 243V242H103ZM117 243V242H116ZM236 243V242H235ZM254 243H255V241H254ZM254 243H253V245H254ZM3 244V243H2ZM9 244V243H8ZM81 244H83V243H81ZM87 244V243H86ZM155 244V243H154ZM224 244V243H223ZM108 245L110 246V249H113V247H111V244L110 243H108ZM160 245V244H159ZM164 245V244H163ZM162 245V246H163ZM95 246V245H94ZM98 246H100V245H98ZM167 246V245H166ZM165 246V247H166ZM225 246H226V244H225ZM238 246H239V244H238ZM84 246H82V248H83ZM257 247V246H256ZM1 248V247H0ZM67 248V247H66ZM66 248L64 247V249L66 250ZM75 248H76V246H75ZM81 248V249H82ZM156 248V247H155ZM258 248H259V246H258ZM2 249V248H1ZM17 249V248H16ZM123 249L125 250V247H123ZM144 249V248H143ZM172 249V248H171ZM175 249V248H174ZM246 250H247V248H245ZM4 250V249H3ZM78 250V249H77ZM136 250V249H135ZM168 250V249H167ZM166 250V251H167ZM227 250V249H226ZM245 250V251H246ZM20 251V252H21ZM150 251V250H149ZM230 251V250H229ZM243 251H244V249H243ZM4 252V251H3ZM19 252V251H18ZM20 252H19V255H20ZM21 252V253H22ZM60 252V251H59ZM73 252V251H72ZM79 252V251H78ZM150 252H152L151 253V258H158V256H160V254H161V252H162V249H160V248H158V249H155V250H152V251H150ZM173 252V251H172ZM218 252H220V250L218 251ZM227 252V251H226ZM237 252H239V251H237ZM8 253H10V252H8ZM7 253V254H8ZM15 253H17V251L15 252ZM82 253V252H81ZM6 254V255H7ZM11 254V253H10ZM9 254V255H10ZM49 254V253H48ZM134 254V253H133ZM148 254H149V252H148ZM171 254V253H170ZM222 254V253H221ZM240 254H241V252H240ZM12 255V254H11ZM16 255H18V254H16ZM18 255V256H19ZM39 255V254H38ZM49 255H51V254H49ZM54 255V254H53ZM53 255H51L52 257H53ZM72 255V254H71ZM165 255V254H164ZM218 255V254H217ZM216 255V256H217ZM224 255V254H223ZM225 255H227V254H225ZM248 255V254H247ZM247 255H245V257L247 256ZM263 255V254H262ZM51 256H49V257H51ZM58 256V255H57ZM216 256H214V257H216ZM237 256H239V255H237ZM3 257V256H2ZM16 257V256H15ZM29 257H31V255L29 256ZM39 257V256H38ZM45 257H47V255L45 256ZM73 257V256H72ZM257 257V256H256ZM14 258V257H13ZM55 258V257H54ZM77 258V257H76ZM79 258H81V257H79ZM83 258V257H82ZM85 258V257H84ZM90 258V257H89ZM149 258V257H148ZM232 258V257H231ZM230 258V259H231ZM24 259V258H23ZM36 259V258H35ZM42 259V258H41ZM78 259V258H77ZM91 259V258H90ZM93 259V258H92ZM95 259V258H94ZM224 259V258H223ZM246 259V258H245ZM256 259V258H255ZM30 260V259H29ZM68 260H70V259H68ZM166 260V259H165ZM221 260V259H220ZM254 260V259H253ZM3 261V260H2ZM15 261V260H14ZM13 261V262H14ZM24 261V260H23ZM43 261V260H42ZM60 261V260H59ZM61 261H63V260H61ZM64 261H66V260H64ZM76 261V260H75ZM75 261L74 262H72L73 264L75 263ZM84 261V260H83ZM230 261H232V260H230ZM238 261V260H237ZM255 261V260H254ZM0 262H1V260H0ZM12 262V261H11ZM30 262H31V260H30ZM55 262H56V260H55ZM54 262V263H55ZM150 262H154L153 260L152 261H150ZM167 262V261H166ZM240 262V261H239ZM256 262H258V261H256ZM15 263V262H14ZM63 263V262H62ZM89 263H91V261L89 262ZM235 263V262H234ZM238 263V262H237ZM236 263V264H237ZM249 263H250V260H249ZM255 263V262H254ZM10 264V263H9ZM30 264V263H29ZM50 264V263H49ZM56 264V263H55ZM58 264V263H57ZM64 264H65V262H64ZM81 264V263H80ZM92 264V263H91ZM156 264V263H155ZM256 264V263H255ZM264 264V263H263Z\"/></svg>",
  "mask_w": 264,
  "mask_h": 264
},
{
  "label": "crops",
  "instance_id": "0c3cea01",
  "mask_svg": "<svg viewBox=\"0 0 264 264\" xmlns=\"http://www.w3.org/2000/svg\"><path fill=\"white\" fill-rule=\"evenodd\" d=\"M257 191L260 195H264V188L261 187Z\"/></svg>",
  "mask_w": 264,
  "mask_h": 264
}]
</instances>
